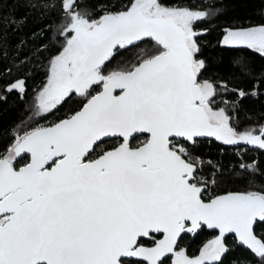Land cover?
<instances>
[{
    "label": "snow or ice",
    "instance_id": "obj_1",
    "mask_svg": "<svg viewBox=\"0 0 264 264\" xmlns=\"http://www.w3.org/2000/svg\"><path fill=\"white\" fill-rule=\"evenodd\" d=\"M51 7L60 12L59 47L34 115L70 107L0 143V264H223L226 234L264 264V192L217 195L216 179L199 174L202 138L264 149V127L238 132L216 104L217 85L200 78L195 25L211 13L179 0ZM222 43L264 54V25L226 29ZM141 44L151 47L130 67L107 70L119 50ZM4 90L23 93L25 81ZM112 138L120 142L97 150ZM205 227L217 234L198 255L180 247L182 234Z\"/></svg>",
    "mask_w": 264,
    "mask_h": 264
},
{
    "label": "trees",
    "instance_id": "obj_2",
    "mask_svg": "<svg viewBox=\"0 0 264 264\" xmlns=\"http://www.w3.org/2000/svg\"><path fill=\"white\" fill-rule=\"evenodd\" d=\"M56 0H0V143H6L8 134L31 125L49 126L65 117L70 105L41 118L34 115L31 105L39 88L46 82L48 58L59 47L57 29L60 12L51 5ZM127 2V0H124ZM175 2V0H170ZM193 8L210 12L208 19L198 22L195 30L200 45L198 58L204 60L201 79L217 85L216 104L229 111L232 126L238 131L264 127V54L244 45H224L226 29L264 25V0H179ZM82 6L93 5L95 0H78ZM151 45L141 44L119 50L107 65V70L130 67ZM25 81V91L6 92L10 81ZM102 86H93L95 94ZM245 95L240 97L238 93ZM75 99H79L76 97ZM73 104L71 107H75ZM259 134V131L256 133ZM146 139L139 135L133 145ZM118 139L105 141L100 148L109 150ZM196 154L203 160L204 177L215 178L212 191L219 195L226 192H264V149L256 146H228L212 139H201ZM28 157L17 161L22 166ZM210 162V163H209ZM252 165V169L241 168ZM258 233L264 228H258ZM217 234L206 227L197 234H184L179 244L190 255H198L207 240ZM230 249L223 264H257L246 247L230 235L225 238Z\"/></svg>",
    "mask_w": 264,
    "mask_h": 264
},
{
    "label": "water",
    "instance_id": "obj_3",
    "mask_svg": "<svg viewBox=\"0 0 264 264\" xmlns=\"http://www.w3.org/2000/svg\"><path fill=\"white\" fill-rule=\"evenodd\" d=\"M233 46H235V45H233ZM100 90H102V88L100 89ZM99 90V91H100ZM119 93V90H117V94ZM141 135H146V134H141ZM112 139H118V138H112ZM202 139H204V138H202ZM205 139H212V140H215L214 138H205ZM108 140H111V139H108ZM108 140H106V141H108ZM216 141V140H215ZM244 145H248V144H246V143H244V142H240V143H237V144H234V145H228V146H244ZM249 146H253V145H249ZM110 150V149H109ZM236 192H242V191H236ZM227 193V192H226ZM222 194H225V193H222ZM222 194H219V195H222ZM209 230V229H208ZM210 231H213V230H210ZM184 234H182V236H183ZM230 235H233V236H235L234 234H226V237H228V236H230ZM225 237V238H226ZM180 242V241H179Z\"/></svg>",
    "mask_w": 264,
    "mask_h": 264
},
{
    "label": "rangeland",
    "instance_id": "obj_4",
    "mask_svg": "<svg viewBox=\"0 0 264 264\" xmlns=\"http://www.w3.org/2000/svg\"><path fill=\"white\" fill-rule=\"evenodd\" d=\"M34 104H35V100H34V102H32V106H33V109L35 110V107H34ZM252 131H254L255 133H257L259 130H260V127L258 128V127H254V128H252L251 129ZM241 132H246L245 130L244 131H241ZM120 142V141H119Z\"/></svg>",
    "mask_w": 264,
    "mask_h": 264
},
{
    "label": "flooded vegetation",
    "instance_id": "obj_5",
    "mask_svg": "<svg viewBox=\"0 0 264 264\" xmlns=\"http://www.w3.org/2000/svg\"><path fill=\"white\" fill-rule=\"evenodd\" d=\"M159 238V237H158Z\"/></svg>",
    "mask_w": 264,
    "mask_h": 264
}]
</instances>
